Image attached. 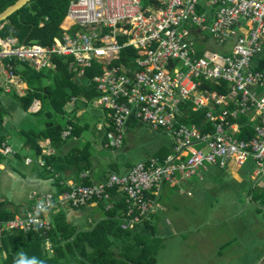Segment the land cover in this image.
<instances>
[{"label": "built area", "instance_id": "2783aa9c", "mask_svg": "<svg viewBox=\"0 0 264 264\" xmlns=\"http://www.w3.org/2000/svg\"><path fill=\"white\" fill-rule=\"evenodd\" d=\"M65 20L68 27H63ZM65 20L61 35L47 46L0 34L3 91L21 97L27 92L13 61L39 72L56 69V57L71 58L70 70L79 79L99 65L100 72L91 78L99 96L91 103L72 97L67 111L79 103L104 111L98 130L106 129L109 149L124 146L134 118L169 135L174 152L164 161L151 157L139 162L126 174L112 173L98 184H72L62 193L34 192L28 210L0 220V234L48 232L51 214L64 207L105 203L109 211L114 189L125 197V220L133 228L156 212L164 183H174L177 174L190 179L209 166L227 170L253 161L254 175L264 176V71L254 66L264 53V0H70ZM126 49L132 51L122 61ZM185 107L205 110L212 128L182 122L188 116ZM40 108L36 100L29 111ZM72 131L68 126L62 138ZM0 153L14 150L3 142ZM37 163L45 165L42 159Z\"/></svg>", "mask_w": 264, "mask_h": 264}, {"label": "trees", "instance_id": "16d2710c", "mask_svg": "<svg viewBox=\"0 0 264 264\" xmlns=\"http://www.w3.org/2000/svg\"><path fill=\"white\" fill-rule=\"evenodd\" d=\"M16 1L0 0V13ZM69 3L70 0H32L0 23V26L4 25L0 34L3 37H18L22 42L51 45L55 38L61 35L60 26L66 18ZM131 51H123L122 61ZM70 61L71 58L56 57V69L39 72L27 64L13 61L16 72L28 86L23 97L14 94L22 109L28 111L36 100L41 103L40 110L33 113L38 119L39 127L24 133L26 146L36 155L42 153L39 146L41 140L49 139L57 150L68 139L62 138V133L68 126H73L72 136H77L80 130L84 129L78 121L76 109L69 113L67 111V103L72 97L86 98L91 103L99 96L91 83V78L100 72L99 65L87 69L85 77L79 79L74 71L70 70ZM259 68L264 69V61ZM209 87L217 90L215 86ZM185 109L188 116L182 118V122L194 123L199 127L205 125L207 130L212 128L206 120L205 110L193 111L187 107ZM0 120L1 144L5 138L4 129L1 127V112ZM250 132L247 133L248 136ZM247 134H242V137ZM172 152V149L165 148L154 156L164 161ZM75 157L76 159L72 158L71 161H77L76 164L83 160L88 163L90 153L88 149H83ZM54 158L46 157V164H51ZM1 160L3 156L0 154ZM81 184L91 185V182L85 180ZM68 190L69 187L62 186L57 193ZM111 193L113 208L107 211L106 204L99 203L102 219L86 229L69 222L66 211L61 210L52 215L53 227L48 232H3L0 236V264H14L20 252L28 258L35 257L43 261V264H158L157 255L162 243L159 240L158 225L153 222L154 217L157 219L158 216L152 213L136 222L133 228H125L124 223L128 224V221H123L127 212L125 197L117 189ZM12 217L13 215L0 204V220ZM47 242L51 244L50 248Z\"/></svg>", "mask_w": 264, "mask_h": 264}, {"label": "rangeland", "instance_id": "374dc122", "mask_svg": "<svg viewBox=\"0 0 264 264\" xmlns=\"http://www.w3.org/2000/svg\"><path fill=\"white\" fill-rule=\"evenodd\" d=\"M211 46L221 54L226 52L223 48L213 44ZM0 80L4 81V77ZM0 99L11 105L8 108L13 110V120L15 123L19 122L17 126L23 128L26 125L21 123L20 116H25L29 125L34 116L22 109L14 94L6 93L0 88ZM85 108L78 119L84 126L79 144L82 146L88 143L90 150L98 149L100 155L109 154L113 157V154H119V151L105 150L98 139L97 126L102 122L98 114L101 110L93 109L88 104ZM136 123L138 126L132 128L130 137L128 135L126 138L127 147L123 150L129 157V164L135 165L143 161L160 145L174 152L175 145L169 135L155 131L143 123ZM209 167L213 170L212 174L219 172L214 166ZM251 169L253 167L246 166L241 170L246 183L240 185L227 174L229 171L221 173L224 179L219 175L204 182H196V186L181 184L170 187L168 183L164 184L158 200L159 208L155 212L158 218L154 217L153 222L158 225L159 236L165 232L171 238L158 251V264H261L260 254L264 255V210L254 211L256 206L251 203V208L232 218L233 210L226 205H236L232 201L236 196L234 189L242 190L253 186V181L247 175ZM256 191L260 190L257 188ZM246 197L248 201L247 193ZM167 221H171L172 225H167Z\"/></svg>", "mask_w": 264, "mask_h": 264}, {"label": "crops", "instance_id": "0c3cea01", "mask_svg": "<svg viewBox=\"0 0 264 264\" xmlns=\"http://www.w3.org/2000/svg\"><path fill=\"white\" fill-rule=\"evenodd\" d=\"M263 61L264 53L259 56L256 60H254V66L257 69L264 71V69L259 68ZM1 83H3V81L0 80V88ZM12 94L18 95L16 92H13ZM8 105L11 106L8 103H4L3 100L0 99V112L3 115L1 127L4 129L5 132V138L3 142H7V144L11 146L14 150V154L11 155L4 156L0 153L3 156V160L0 161V204H2L3 208L8 213L13 215V217L15 215L24 213L31 207L32 200L30 199V196L34 192H58L60 187L62 186L69 187V185L72 184H81L85 180L90 181L91 184H98L103 182L112 173L123 175L128 173L131 168L134 167V165L129 164V157L123 150H125V148L127 147V136L129 135L130 137L132 128L135 129V127L138 126V124L136 123L138 121L136 119H131L128 123L124 147L119 150H112L105 146L107 142L106 129L98 130L99 125L104 122V111H101L98 114V116L102 119V122L99 123L97 126V131L99 132L98 139L100 140L105 150L119 151V154H113V157L109 154H106V156L100 155L98 149L91 151L88 143L83 144L81 146L78 140L83 137L84 129H81L77 136H71L70 138L68 137L63 146L57 150L54 149V147L52 146V142L49 139L41 140L39 142V146L42 149V153L36 155L34 151H32L26 146V136L24 135V133L31 129H37L39 127L38 119L36 117H32V119H30L31 121L29 125H27L29 120L25 116H20L19 118L20 120H22L21 123L26 124L25 127L21 128L20 126H17L19 122L15 123V120H13V110H10L8 108ZM85 109L86 108L84 104H77V117H81ZM25 112H29L31 114L35 113L30 112L29 110ZM23 119L26 121L23 122ZM242 119L244 122L247 120L246 117H243ZM12 121L14 122L12 123ZM81 126L84 127L83 124H81ZM12 131L13 134H11ZM83 149H88V152L90 153V158L88 160L89 162L87 163L86 160H83L79 162V164H76L77 161H71L72 158L75 160L76 154L78 155V153ZM162 149L165 148L163 147V145H160L153 151L151 156L146 157L143 161H146L151 157H155L154 154L161 151ZM21 151L25 152L26 154L23 155ZM44 151H51V153L48 154ZM51 156H54L55 158L53 159V162L51 164L47 165L46 157ZM26 159H31L32 163L28 164L26 162ZM39 159L45 161L44 166H41L37 163ZM250 162V164L248 163L243 167L239 168L236 166H232L227 170H223L217 166H214L215 168H217L216 171L219 172L213 174V170L211 171L209 167L207 170H201L197 175L193 176L190 179H183L180 174H177L176 181L174 183H166H168L170 187H178L181 184L185 186H196V182H204L206 179H210L215 176L220 175L221 179H224L221 173L226 174L227 171H229L227 174L233 178L236 184L240 185L242 183H246L245 179L241 176V170L244 169L246 166H250L253 167V169H251V172L249 174L247 173V175L249 179L253 181V186L247 188L245 187L242 190L234 189L235 192L233 193L234 196H236L232 199V201L235 202L236 205H226H229V208L233 210L231 216L232 218L239 216L241 213L251 208V203L252 206H256V209H254V211L258 212L261 209L264 210V176H255V164L253 161ZM257 188L258 190H260L259 192L256 191ZM246 193L248 194V201ZM188 194L191 195V192H188ZM61 210L66 211L69 222H72L82 227L83 229H86L95 221H99L102 219V209L99 208V204L83 208L64 207L58 212H60ZM56 213L51 214V221L52 215ZM177 222L180 223L181 221ZM166 224L172 225L171 221H167ZM124 227L129 228L126 223H124ZM162 234H164L165 236L162 237ZM162 234H160L159 240L160 243H162L161 248L163 249L164 242L170 239L171 236H166L165 232H162ZM260 257L262 259L261 264H263L264 255L260 254Z\"/></svg>", "mask_w": 264, "mask_h": 264}, {"label": "water", "instance_id": "95a60500", "mask_svg": "<svg viewBox=\"0 0 264 264\" xmlns=\"http://www.w3.org/2000/svg\"><path fill=\"white\" fill-rule=\"evenodd\" d=\"M31 1L32 0H17L14 4L7 7L4 11L0 13V23L5 21L8 17H10L15 12L19 11Z\"/></svg>", "mask_w": 264, "mask_h": 264}, {"label": "clouds", "instance_id": "9594fccd", "mask_svg": "<svg viewBox=\"0 0 264 264\" xmlns=\"http://www.w3.org/2000/svg\"><path fill=\"white\" fill-rule=\"evenodd\" d=\"M14 264H43V261L35 257L28 258L23 252H20L18 258L14 260Z\"/></svg>", "mask_w": 264, "mask_h": 264}, {"label": "bare ground", "instance_id": "6f19581e", "mask_svg": "<svg viewBox=\"0 0 264 264\" xmlns=\"http://www.w3.org/2000/svg\"><path fill=\"white\" fill-rule=\"evenodd\" d=\"M69 26V20H65L63 27H68Z\"/></svg>", "mask_w": 264, "mask_h": 264}]
</instances>
